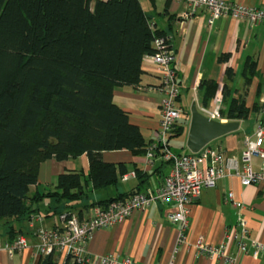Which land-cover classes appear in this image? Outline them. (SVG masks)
I'll list each match as a JSON object with an SVG mask.
<instances>
[{
    "label": "crops",
    "instance_id": "0c3cea01",
    "mask_svg": "<svg viewBox=\"0 0 264 264\" xmlns=\"http://www.w3.org/2000/svg\"><path fill=\"white\" fill-rule=\"evenodd\" d=\"M247 6L264 8V0H228ZM150 23L164 31L175 59L174 69L180 85L179 105L184 115L175 129L179 136L180 152H188L186 138L189 128L190 107L204 101L212 104L214 95L222 99L223 120L232 99L242 97L248 110L246 118L239 119L237 130L227 133L209 145L227 156L238 157L246 137L254 139V132L264 118V23L250 24L246 20L235 21L230 17H219L208 25L210 12L201 7L186 18L187 6L176 0H140ZM230 74H226V70ZM215 85L214 90L208 88ZM160 75L150 60L142 61V75L136 86H117L112 93L113 102L125 111L129 121L138 126L146 143L157 136L160 120ZM105 163L123 166L125 172L137 171L127 181L120 178L115 185L93 189L87 180L89 163L81 154L64 161L47 159L38 166L37 183L29 187L28 196L35 197L56 191V182L63 172H78L83 176L82 198L68 203L75 208L80 219L90 213L92 203L127 196L133 191L154 189L168 172V165L159 157L152 163L145 160V153L134 154L129 150L103 151ZM254 171H264V158L252 156ZM232 192L240 209L227 200ZM29 204V200L27 201ZM33 214H39L40 225L53 228L59 225L58 214L64 201L56 197H42L29 204ZM174 202H154L145 211L133 212L130 216L108 228L95 230L87 243L90 257L115 255L129 257L135 264H264V253L253 256L254 243L264 244V185H241L236 176L217 180L212 188L202 190L190 205L189 230L186 243L177 244L179 227L169 221L170 213L176 211ZM57 210V212H56ZM245 221L248 239L246 254H238L233 238L237 230L238 217ZM29 218L0 220V245L10 241V228L15 236L24 235L28 246L9 257L0 250V264H37L34 246L37 243ZM201 239L210 246H220L231 262L205 254L196 256L195 243ZM65 256L56 254L58 264Z\"/></svg>",
    "mask_w": 264,
    "mask_h": 264
},
{
    "label": "trees",
    "instance_id": "16d2710c",
    "mask_svg": "<svg viewBox=\"0 0 264 264\" xmlns=\"http://www.w3.org/2000/svg\"><path fill=\"white\" fill-rule=\"evenodd\" d=\"M155 38L167 40L140 0H0V220L30 219L29 204L45 196L64 201L59 214L75 211L68 203L83 197L78 172L59 174L56 191L29 198L44 160L85 154L87 180L101 189L126 173L105 163L103 151L146 153L149 143L112 93L117 86L138 85L143 59L157 51ZM208 88L212 93L215 85ZM247 115L239 97L224 116ZM178 134L174 129L172 135ZM8 234L10 241L17 237L12 228ZM56 254L38 257L37 264H58ZM62 264L78 263L68 255Z\"/></svg>",
    "mask_w": 264,
    "mask_h": 264
},
{
    "label": "built area",
    "instance_id": "2783aa9c",
    "mask_svg": "<svg viewBox=\"0 0 264 264\" xmlns=\"http://www.w3.org/2000/svg\"><path fill=\"white\" fill-rule=\"evenodd\" d=\"M186 4L185 17H191L194 12L204 7L209 10L208 25L219 17H230L235 21L246 20L252 25L264 23V8L247 6L228 0H176ZM156 52L146 56L154 65L160 75V120L156 138L149 143L145 153V160L152 163L159 157L168 165V172L161 183L154 189L136 191L128 196L107 203L105 206H93L90 213L80 219L76 211H63L58 215L59 225L47 228L39 223L42 217L33 214L28 224L33 229L37 239L34 252L37 257L51 253L71 256L78 264H135L131 258H118L115 255H102L96 258L89 256L87 243L92 233L101 228H108L136 211H145L154 202H174L176 211L169 214L171 223L179 227L177 244L186 243L189 230L190 205L195 201L202 190L215 186L217 180L236 176L241 185H264V171L256 172L251 167L252 156L264 158V118L255 129L254 139L246 137L243 149L238 157L227 156L221 150L204 146L197 153L174 152L169 143L178 120L184 115V109L179 105L180 85L174 69L175 55L167 40L155 38L153 42ZM222 99L214 95L210 106H197L198 111L204 116L225 122L221 112ZM264 114V108H262ZM136 176L135 171H128L121 175V181H127ZM227 200L240 209L232 192L227 195ZM237 230L234 233L238 254H246L248 231L241 214L238 217ZM253 256L259 252L264 253V244L254 243ZM28 246L24 235H18L14 240L0 245V250L5 251L9 257L20 252ZM196 256L205 254L210 257L221 258L224 262L231 259L224 255L220 246H210L201 239L195 243Z\"/></svg>",
    "mask_w": 264,
    "mask_h": 264
},
{
    "label": "water",
    "instance_id": "95a60500",
    "mask_svg": "<svg viewBox=\"0 0 264 264\" xmlns=\"http://www.w3.org/2000/svg\"><path fill=\"white\" fill-rule=\"evenodd\" d=\"M189 128L186 147L191 153H197L211 141L238 129V120L219 121L201 114L195 102L190 107Z\"/></svg>",
    "mask_w": 264,
    "mask_h": 264
},
{
    "label": "rangeland",
    "instance_id": "374dc122",
    "mask_svg": "<svg viewBox=\"0 0 264 264\" xmlns=\"http://www.w3.org/2000/svg\"><path fill=\"white\" fill-rule=\"evenodd\" d=\"M181 119V118H180ZM179 136H177V137H173L172 138V143H171V145H170V147H171V149H172V151H174V152H180L181 151V148L179 149V138H178ZM211 143V142H210ZM209 143V144H210Z\"/></svg>",
    "mask_w": 264,
    "mask_h": 264
}]
</instances>
